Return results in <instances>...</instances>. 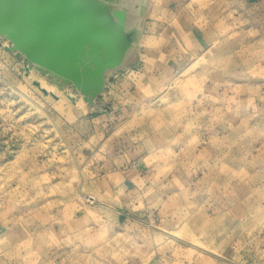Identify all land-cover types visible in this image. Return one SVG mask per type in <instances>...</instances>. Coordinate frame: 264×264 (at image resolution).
<instances>
[{
  "label": "rangeland",
  "instance_id": "1",
  "mask_svg": "<svg viewBox=\"0 0 264 264\" xmlns=\"http://www.w3.org/2000/svg\"><path fill=\"white\" fill-rule=\"evenodd\" d=\"M139 27L98 108L0 43V264H264V0Z\"/></svg>",
  "mask_w": 264,
  "mask_h": 264
},
{
  "label": "water",
  "instance_id": "2",
  "mask_svg": "<svg viewBox=\"0 0 264 264\" xmlns=\"http://www.w3.org/2000/svg\"><path fill=\"white\" fill-rule=\"evenodd\" d=\"M116 1L0 0L5 49L57 87L72 85L89 102L101 98L106 71L120 67L139 33L138 23L126 27V9Z\"/></svg>",
  "mask_w": 264,
  "mask_h": 264
},
{
  "label": "bare ground",
  "instance_id": "3",
  "mask_svg": "<svg viewBox=\"0 0 264 264\" xmlns=\"http://www.w3.org/2000/svg\"><path fill=\"white\" fill-rule=\"evenodd\" d=\"M142 1L143 0H117L114 4L115 7H120V8H125L126 9V27H129L135 23H138L140 24V20H141V17H142ZM140 28V27H139ZM0 43L1 44H4V45H9V40L7 38H5L3 35L0 34ZM132 50H133V47L124 55L123 57V60H122V63L120 66L122 65H125L127 63V61L132 57ZM23 57H21V60H23ZM28 66V65H27ZM29 69H35V70H38L40 72L41 75H48V73H41V70L39 68H37L34 64L29 67ZM117 68L119 67H116V68H111L109 70L106 71V74H105V80H106V76L109 72L113 71V70H116ZM49 76V75H48ZM51 81L53 83H55L53 81V78L51 76H49ZM105 80H104V85H105ZM56 84V83H55ZM64 87H67L68 90H65ZM56 88H50L51 91L54 92V94L56 95V97H59L60 94H61V90H65L67 92V94H70L71 96V99L72 100H77L79 102V104H87L89 105L90 107H93V108H98L99 105L100 107L104 104L103 100L101 98H94L92 101H88V100H85L84 97H83V94L80 93V91L78 89H76L74 86L72 85H64L62 88H59L57 87L56 85ZM70 90V91H69ZM104 92V87L101 91V93L103 94ZM81 107V106H80Z\"/></svg>",
  "mask_w": 264,
  "mask_h": 264
}]
</instances>
